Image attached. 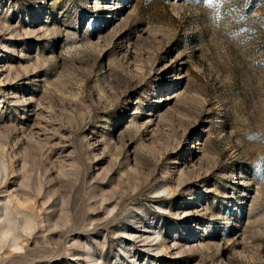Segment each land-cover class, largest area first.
Returning <instances> with one entry per match:
<instances>
[{
	"label": "rangeland",
	"instance_id": "rangeland-1",
	"mask_svg": "<svg viewBox=\"0 0 264 264\" xmlns=\"http://www.w3.org/2000/svg\"><path fill=\"white\" fill-rule=\"evenodd\" d=\"M0 264H264V0H0Z\"/></svg>",
	"mask_w": 264,
	"mask_h": 264
}]
</instances>
